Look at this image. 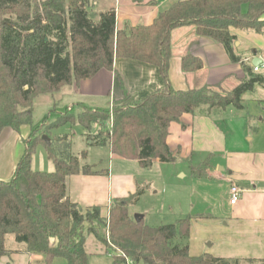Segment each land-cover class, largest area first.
Here are the masks:
<instances>
[{"label": "trees", "instance_id": "obj_1", "mask_svg": "<svg viewBox=\"0 0 264 264\" xmlns=\"http://www.w3.org/2000/svg\"><path fill=\"white\" fill-rule=\"evenodd\" d=\"M183 26H192L199 36L222 44L230 61L243 64L234 53L236 37L231 29L261 32L264 0H176L151 24L129 27L128 32L116 29L113 8L97 13L87 8V0H0V133L5 128L16 132L29 128L11 177L0 180V257L7 253L6 236L12 234L26 252L41 254L45 264L56 257L67 264H88L86 238L93 234L100 249L112 255L113 264L127 260L131 264H239L205 253L192 256L187 244L176 242L188 237L191 216L158 227L148 226L143 219L136 222L128 206L136 201L139 190L113 200L107 220L97 206L82 209L73 204L66 193V177L97 171L71 153L67 135L49 143L42 138L52 128L77 120L87 130L90 145H107L112 154L136 159L149 168L155 158L174 161L166 144L168 126L182 113L241 109L242 94L256 84L264 85V77L252 67H246V78L230 91L221 90L219 84L186 90L170 86L171 31ZM116 57L158 66L162 87L134 101L124 91L110 108L83 103L61 108L54 103L40 123H32L35 96L54 94L100 69L111 70ZM181 65L184 71H194L202 62L186 55ZM93 124L98 130L92 134ZM40 143L54 164L53 171L31 168L32 154ZM191 170L199 175L204 169ZM101 224L106 227L103 231H99Z\"/></svg>", "mask_w": 264, "mask_h": 264}, {"label": "crops", "instance_id": "obj_2", "mask_svg": "<svg viewBox=\"0 0 264 264\" xmlns=\"http://www.w3.org/2000/svg\"><path fill=\"white\" fill-rule=\"evenodd\" d=\"M175 1L87 0V8L97 13L113 8L116 29L127 30L136 25L151 24ZM231 32L236 37L234 53L242 58L245 68L242 63L230 61L222 44L199 36L192 26L173 29L167 67L170 86L174 90H186L219 84L221 90L230 91L246 78V67H252L254 58L264 65V29L254 32L232 28ZM186 55L198 57L202 67L184 71L181 60ZM255 73L264 77V66ZM162 85L158 66L116 57L111 70L100 69L94 76L73 81L56 93L62 106L83 103L90 107L110 108L112 100L122 98L124 91L129 95L128 100L134 101ZM241 98L242 108L239 110L229 107L221 112L208 113L198 109L193 113H182L178 121L169 124L166 144L174 157L175 180L169 189L167 184L162 186V193H167L168 200L164 199L162 207L167 205L179 217L175 222L191 216L188 237L175 240L187 244L190 255L205 253L237 260L239 264H250L251 260L252 264H259L264 260V85L256 84ZM97 130L98 126L93 124L90 133ZM21 131L25 135L22 136ZM28 132L29 128L24 126L19 132L5 128L0 133V180L11 177L23 153L22 146L19 148V137L24 139ZM86 141L89 151L93 147L107 149V167L99 168L95 161H81V164L93 165L97 173H77L66 177V193L73 204L82 209L97 206L103 217L113 200L125 199L142 186L146 187L144 195L147 187L151 192L159 191L153 189L154 182L162 178L157 179L155 174L164 179L167 175L160 174V171L151 172L162 168L163 163L157 158L151 167L143 168L136 159L112 154L107 145L92 146ZM192 167L204 170L194 175ZM232 185L241 190L235 204L229 202ZM130 206L128 212L133 215ZM138 212L143 214L144 220L146 213ZM9 235L5 240L7 253L0 257V264H10L16 255L27 256L28 264H43L41 254L33 256L35 253L26 252L24 244L16 242L13 235L7 246ZM98 243L90 234L86 238L87 251L91 244L99 250ZM34 257L40 259L30 263Z\"/></svg>", "mask_w": 264, "mask_h": 264}, {"label": "rangeland", "instance_id": "obj_3", "mask_svg": "<svg viewBox=\"0 0 264 264\" xmlns=\"http://www.w3.org/2000/svg\"><path fill=\"white\" fill-rule=\"evenodd\" d=\"M244 8V7H243ZM236 43V42H235ZM252 64V61H251ZM253 67V64H252ZM57 104L58 107H63L61 105V101L59 100V95L56 93L55 95H52L50 93H43L35 96V98L32 101V123L38 124L43 119V117L49 112V109L52 107L54 103ZM25 130V129H24ZM85 132L87 130L81 126L77 120H74L72 123H65L62 124L56 128H52L49 130L45 135L48 137L50 136L51 139L57 136H63L67 135L69 140V149L72 154L77 155L80 157V162H92L95 161V163L98 165L99 168H106L107 161H108V153L107 149H102L98 147H93L90 149V151L87 149V141L84 137ZM21 135H25L24 132H20ZM25 137V136H24ZM19 148L22 146L24 151V143L23 139L19 137ZM85 151V159L81 158V153ZM162 168L159 169H153L151 172L158 173L160 171V174H166V178L159 176L158 174H155V177L158 179V177H161V180H155L153 187L154 190L159 189L157 193L151 192V189L147 187V194L144 195V190L146 187L142 186L140 187L139 194L137 195V199L134 202V204L131 203L130 211H134V213L141 214L140 211H144L146 213V217L144 218L143 222L147 224L148 226L152 227H158L164 224L168 223H175V221L179 218L174 214L172 211H170L165 207H162V204L164 202V199L167 200V193L166 195L162 193V186L163 184H167V189H169V186L173 184L175 174V166L171 162H162ZM31 168L33 170L38 171H53L54 170V164L50 159L47 158L46 155V149L42 143L38 144L34 150V153L32 154V160H31ZM48 169V170H47ZM50 169V170H49ZM153 190V191H154ZM137 211V212H136ZM109 214V209L107 212V215ZM107 215L104 216L107 220ZM133 216V215H132ZM97 224V223H94ZM106 227L101 224L99 227V231H103ZM93 237L94 235L91 234ZM89 236V235H88ZM87 236V237H88ZM12 235L8 236L7 240V246L10 244V238ZM95 238V237H94ZM92 242V241H91ZM99 244V243H98ZM100 245V244H99ZM97 246V245H96ZM101 246V245H100ZM88 252L90 253L88 255V264H113V257L109 253L103 252L101 249L97 250L96 247H93L91 244L88 247ZM40 254L35 253L33 256H39ZM40 258L34 257L33 260H30V263L36 262V260H39ZM14 261H9L10 264H28V258L27 256L22 255H16L13 257ZM8 262V261H7ZM3 264H6L5 262ZM44 264V262H43ZM50 264H67L66 260L62 257H56L54 258ZM119 264H126L124 262H121ZM136 264H146L142 261L136 263Z\"/></svg>", "mask_w": 264, "mask_h": 264}, {"label": "built area", "instance_id": "obj_4", "mask_svg": "<svg viewBox=\"0 0 264 264\" xmlns=\"http://www.w3.org/2000/svg\"><path fill=\"white\" fill-rule=\"evenodd\" d=\"M263 63H258L256 65H253V71L254 72H257L259 70V68L263 67ZM240 194H241V190L235 186V185H232L230 186V189H229V202L230 204H235L239 198H240ZM126 264H131V262L129 260L126 261Z\"/></svg>", "mask_w": 264, "mask_h": 264}, {"label": "water", "instance_id": "obj_5", "mask_svg": "<svg viewBox=\"0 0 264 264\" xmlns=\"http://www.w3.org/2000/svg\"><path fill=\"white\" fill-rule=\"evenodd\" d=\"M127 30H128V29H127ZM127 30H126V31H127ZM259 61H260V60H259L258 58H254V59L252 60V64H253V65H256V64H258ZM42 138H43V140H44L46 143H49V142H50V138H49L47 135H42ZM133 218H134V220H135L136 222H138V221H140V220L143 219V214L134 213V214H133Z\"/></svg>", "mask_w": 264, "mask_h": 264}]
</instances>
